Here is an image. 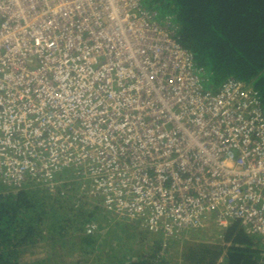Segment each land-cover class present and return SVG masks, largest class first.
I'll list each match as a JSON object with an SVG mask.
<instances>
[{
	"label": "built area",
	"instance_id": "1",
	"mask_svg": "<svg viewBox=\"0 0 264 264\" xmlns=\"http://www.w3.org/2000/svg\"><path fill=\"white\" fill-rule=\"evenodd\" d=\"M143 1L0 0V185L54 188L69 170L145 229L239 221L264 243L259 92L235 78L206 88Z\"/></svg>",
	"mask_w": 264,
	"mask_h": 264
},
{
	"label": "trees",
	"instance_id": "2",
	"mask_svg": "<svg viewBox=\"0 0 264 264\" xmlns=\"http://www.w3.org/2000/svg\"><path fill=\"white\" fill-rule=\"evenodd\" d=\"M143 3L158 11V19L169 17L206 88L216 91L228 78L242 80L258 90L264 112V0ZM57 177L62 180L54 188L31 180L19 187L0 185V264H218L224 250V264H264V243L239 221L221 231L224 244L186 240L177 260L161 240L151 243L154 231L137 230L129 221L108 228L100 205L90 207L84 199L77 204L74 186L84 177L69 170ZM90 223L97 228L88 231ZM148 234L150 243L143 242ZM41 247L44 256L32 257Z\"/></svg>",
	"mask_w": 264,
	"mask_h": 264
},
{
	"label": "rangeland",
	"instance_id": "3",
	"mask_svg": "<svg viewBox=\"0 0 264 264\" xmlns=\"http://www.w3.org/2000/svg\"><path fill=\"white\" fill-rule=\"evenodd\" d=\"M145 1V0H144ZM148 2V1H147ZM146 2V4H147ZM66 176V175H65ZM75 185V184H74ZM76 189V192L78 190V202H76L77 204H80L81 202L84 203V200H86V202H91L90 207H93V205L97 204L100 205V207H102L104 209V212L108 215V224L109 225L108 228L111 227L112 224L114 223H120L122 225L128 224V221L125 219H121L113 214H111V212H108L103 204L102 198L101 197H96L94 196L92 197H88L90 196L88 194V192H86L87 187L90 188L91 187V183H90V179H84L82 180V182H77L76 185L74 186ZM83 194H88L87 196H83ZM81 195L83 196V198H81ZM84 199V200H83ZM113 218V219H112ZM132 225L140 231H147L140 222H133ZM119 231V230H117ZM221 229L218 228L217 223L214 221H207L206 224L204 226L195 228V229H191V230H186L182 233H178V234H174V235H160L156 232H151V234H153L154 236H152L151 234H148L149 237L145 240L143 239V242H149V239L151 238V243H155V241L158 239L159 241L161 240L162 243L164 244V248H166L167 250H169L170 255H172L173 257H175L177 260H179L180 258H182V256L180 255V252H182V248L183 245L185 244L186 240H193L196 239L198 241H206V242H214V241H220L221 244H224V242L221 239ZM100 233L104 234L106 231L104 229L99 230ZM110 236H113V234H110ZM138 242L137 238H133L131 240V242ZM225 251L223 253H221V255L219 256V258L221 259V257H223V254H225ZM34 255H32V257H43L44 256V248L41 247L39 248V250H33ZM168 253V254H169ZM219 261V259H218Z\"/></svg>",
	"mask_w": 264,
	"mask_h": 264
},
{
	"label": "bare ground",
	"instance_id": "4",
	"mask_svg": "<svg viewBox=\"0 0 264 264\" xmlns=\"http://www.w3.org/2000/svg\"><path fill=\"white\" fill-rule=\"evenodd\" d=\"M135 223V222H134Z\"/></svg>",
	"mask_w": 264,
	"mask_h": 264
}]
</instances>
